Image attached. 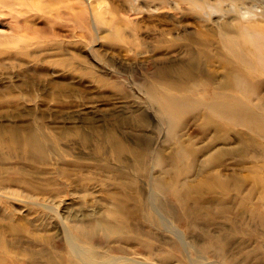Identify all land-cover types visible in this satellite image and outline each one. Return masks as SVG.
<instances>
[{"label":"rangeland","instance_id":"374dc122","mask_svg":"<svg viewBox=\"0 0 264 264\" xmlns=\"http://www.w3.org/2000/svg\"><path fill=\"white\" fill-rule=\"evenodd\" d=\"M0 1V122L34 120L53 133L73 135L79 130L96 141L103 139L99 132H112L136 150L146 143L149 151L142 155L148 173L162 177L170 165L155 162L156 153L168 160L173 143L159 113L145 102L143 86L163 81L157 72L182 57L172 44L187 36L192 40L213 36L217 15L199 14L183 0H38L41 8L37 0ZM118 29L120 37L114 35ZM216 64L210 60L206 67ZM140 117L146 118L142 126ZM199 124L190 116L178 128L185 143L206 149L198 155L196 167L187 172V181L178 182L184 190V204L179 206L166 196L188 218L176 221L174 231L154 227L136 213L133 198L137 193L145 196L150 182L140 176L138 167L131 166V155L123 161L112 154L92 157L75 136L61 145L78 161L57 164L66 171L62 174L49 163L64 187L61 203L74 210L70 215L63 212L64 220L91 223L112 207L110 195L121 194L129 209L127 221L138 239L119 241L112 236L102 241L101 235H95L90 242L100 251L122 254L121 246L131 251L129 255L145 257L140 246H154L157 264H243V256L253 264H264V255L256 259L260 254L251 253L255 248L264 250V156L253 151L234 153L207 166L203 160L219 146L234 143H219L214 139L216 129L201 132ZM210 175L223 181H209ZM231 176L238 181H228ZM221 184L226 188H219ZM24 209L20 208V214L27 212ZM18 215H13L14 221L22 219ZM27 217L40 232L35 239H20L16 247L24 253L49 249L42 236L50 237L51 248L66 246L61 224L45 209L31 211ZM216 238L221 240L214 242ZM215 243H221L222 250L206 252L200 261L182 257L199 254L198 246ZM175 246L184 247L177 250ZM227 255L239 262H231Z\"/></svg>","mask_w":264,"mask_h":264},{"label":"bare ground","instance_id":"6f19581e","mask_svg":"<svg viewBox=\"0 0 264 264\" xmlns=\"http://www.w3.org/2000/svg\"><path fill=\"white\" fill-rule=\"evenodd\" d=\"M183 1L199 14L204 12L209 17H217L213 20L215 26L211 28L213 36L194 40L187 36L182 42L172 44L176 51L181 50L182 57L160 68L157 75L162 76L163 81H150L143 86L145 102L159 113L165 134L173 143L168 160L156 153L154 161H168L170 167L164 170L162 177L153 178L148 173L146 157L142 155L149 151L147 144L136 150L112 132L106 135L99 132L103 139L96 141L90 134L79 130H75L73 135L66 131L53 133L34 120L30 123L0 122V264H157L154 246H140L147 255L139 257L129 255L130 250L123 246L125 251L119 246L123 253L117 254L100 251L90 242L95 235H101L102 241L112 236L118 237L116 240L119 241L120 238H137L127 221L129 209L121 194L110 195L112 207H108L105 214H97L91 223L64 220L62 213L71 214L74 210L61 203L60 196L65 191L56 175L66 171L57 166L63 161H78L61 145L64 139L77 137L92 157L112 154L123 161L131 155V166L138 167L140 176L150 182L145 196L137 193L133 198L137 204L136 213L150 225L171 231H174L176 221L188 218L166 201V196L172 197L179 206L184 204V190L178 182L181 179L187 181V172L196 167L198 155L206 147L185 143L180 138L178 128L185 118L192 116L200 120L201 132L216 129L214 139L219 143H234L228 147L219 146L203 160L207 166L221 163L227 155L234 153L253 151L264 156V0H217L215 4L208 0ZM41 3L37 0L38 8H41ZM118 30L114 35L120 37L121 31ZM210 60L217 62L215 68L206 67ZM145 123L146 118L140 117L139 124ZM49 163L55 166L57 174ZM206 178L223 181L214 175ZM235 178L227 179L237 182ZM219 188H226V185L221 184ZM43 195L46 196L44 200ZM21 207H25L23 211L27 212L20 214ZM5 209H8L7 213ZM38 209H45L52 220L61 224L66 246L51 248L50 237L42 236V243L49 246L47 250L35 252L26 249L24 253L16 247L23 236L38 237L40 228L27 217L29 212ZM15 214H20L17 217L22 219L14 221ZM216 239L214 242L221 240ZM220 244L198 246L199 254L195 252L182 257L200 261L206 252L222 250L224 246ZM182 247L175 246L177 250ZM259 249L264 252L263 248H255L251 252L252 256L260 254L256 259L264 255ZM166 251L172 254L171 250ZM227 258L231 262H239L234 255H227ZM242 259L243 264L254 263L246 261L244 256ZM206 264L216 263L208 261Z\"/></svg>","mask_w":264,"mask_h":264}]
</instances>
